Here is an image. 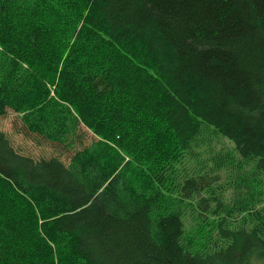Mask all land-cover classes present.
I'll use <instances>...</instances> for the list:
<instances>
[{"label": "trees", "instance_id": "16d2710c", "mask_svg": "<svg viewBox=\"0 0 264 264\" xmlns=\"http://www.w3.org/2000/svg\"><path fill=\"white\" fill-rule=\"evenodd\" d=\"M8 112L0 264L264 261V0H0Z\"/></svg>", "mask_w": 264, "mask_h": 264}, {"label": "rangeland", "instance_id": "374dc122", "mask_svg": "<svg viewBox=\"0 0 264 264\" xmlns=\"http://www.w3.org/2000/svg\"><path fill=\"white\" fill-rule=\"evenodd\" d=\"M19 121L20 119L18 115L13 112H8L5 117L0 118V130L9 135L11 142H13L14 145L23 150L25 154L31 155L32 157H48L54 153L50 146H47L45 148H38V143L33 141L32 137H28L24 134L23 128ZM85 138L86 141H90V137L86 136ZM227 146L229 148L232 147L229 143L227 144ZM62 157L64 160L66 159L64 156ZM194 223L195 222H193V224ZM195 227H197V225ZM254 264H264V261L254 260Z\"/></svg>", "mask_w": 264, "mask_h": 264}]
</instances>
